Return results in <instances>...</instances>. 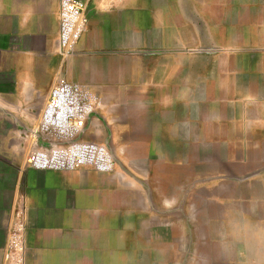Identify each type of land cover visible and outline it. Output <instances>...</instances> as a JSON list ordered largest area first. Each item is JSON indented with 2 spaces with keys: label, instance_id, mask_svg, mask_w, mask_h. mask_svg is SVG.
<instances>
[{
  "label": "crops",
  "instance_id": "crops-1",
  "mask_svg": "<svg viewBox=\"0 0 264 264\" xmlns=\"http://www.w3.org/2000/svg\"><path fill=\"white\" fill-rule=\"evenodd\" d=\"M58 0H0V264H264V0H90L69 54ZM58 77L113 167L34 168Z\"/></svg>",
  "mask_w": 264,
  "mask_h": 264
},
{
  "label": "built area",
  "instance_id": "built-area-1",
  "mask_svg": "<svg viewBox=\"0 0 264 264\" xmlns=\"http://www.w3.org/2000/svg\"><path fill=\"white\" fill-rule=\"evenodd\" d=\"M90 0H58L57 43L63 54H69L87 31V14ZM91 106L82 86L63 77H58L50 88L38 128L52 135H77L86 125ZM27 163L34 168L73 170L88 166L98 171L113 167V156L102 144L76 143L51 145L34 150ZM25 222L20 211L8 234L5 259L8 264H24Z\"/></svg>",
  "mask_w": 264,
  "mask_h": 264
},
{
  "label": "rangeland",
  "instance_id": "rangeland-1",
  "mask_svg": "<svg viewBox=\"0 0 264 264\" xmlns=\"http://www.w3.org/2000/svg\"><path fill=\"white\" fill-rule=\"evenodd\" d=\"M93 127H94L93 125L89 124V117H88L85 127L80 132H78L77 135H34V136H38L39 139L43 141L44 145L41 146L39 149H45L51 145L67 146L76 143L102 144L109 149L114 160V154L111 149V142H112L111 135L104 134L100 129L101 126L96 127L95 129H93Z\"/></svg>",
  "mask_w": 264,
  "mask_h": 264
}]
</instances>
